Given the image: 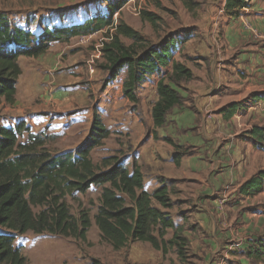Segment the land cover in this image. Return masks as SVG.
Here are the masks:
<instances>
[{
  "label": "trees",
  "instance_id": "trees-1",
  "mask_svg": "<svg viewBox=\"0 0 264 264\" xmlns=\"http://www.w3.org/2000/svg\"><path fill=\"white\" fill-rule=\"evenodd\" d=\"M251 1L225 0L224 13L238 17ZM259 1L264 3V0ZM126 2L108 0L105 11L93 13L81 22L45 25L37 31L14 23L8 14L0 12V100L14 103L21 74L20 56L37 58L45 54L53 42H68L73 37L88 36L113 26L114 15ZM182 3L187 10L194 9V0ZM141 18L152 25L158 20L148 11H142ZM122 38L131 43L126 45ZM175 42L173 38L158 46L147 45L136 30L118 19L110 40L102 47L108 81L125 69L122 90L130 102H136V90L148 75L160 72L162 67H170L169 74L156 84L157 99L150 110L154 128L164 125L171 109L182 105L183 98L177 87L192 79L191 70L173 59ZM235 109L232 104L224 110L232 116ZM23 134H27V139L19 142ZM108 136L109 130L95 111L87 138L73 152L48 153L43 137L29 133V126L22 120L14 126H0V264H27L20 248L14 246L17 234L47 232L84 239L90 226L89 217L81 212L76 219L64 199L75 192L83 194L91 186L101 190L94 223L114 249L128 242L141 241L164 253L167 246L175 247L178 257L183 258L187 239L180 231L176 228L170 239H164L167 230L175 227L167 212L171 200L166 185L162 182L152 192L146 191L139 167L129 170L116 156L105 157L100 164L93 163L91 151ZM248 137L254 144L264 146V127L254 125ZM166 140L175 149L180 147L171 138ZM180 154L175 151L176 164ZM263 190L264 170L257 171L239 187V193L247 196ZM263 248L262 242L249 243L246 256L258 258L264 255Z\"/></svg>",
  "mask_w": 264,
  "mask_h": 264
},
{
  "label": "rangeland",
  "instance_id": "rangeland-1",
  "mask_svg": "<svg viewBox=\"0 0 264 264\" xmlns=\"http://www.w3.org/2000/svg\"><path fill=\"white\" fill-rule=\"evenodd\" d=\"M107 1L94 0L90 8L84 3L80 10L78 5L75 11L73 7L59 9V14L62 19L74 21L82 17L79 15L80 13L93 15V13L105 11ZM182 1L127 0L119 13L114 15L113 20L116 23L118 19H121L126 25L136 30L147 45L158 46L162 41L173 38L176 41L175 44H182L185 42L184 40L188 39L190 33L195 37L199 36L198 27H205L206 18L210 14L213 16L214 13H218L222 9L223 0H194L195 6L192 10H187ZM142 11L155 14L158 17L156 25L142 19ZM52 14L53 12H50L48 16ZM111 27H106L104 30L88 36H82L83 42L78 41L77 37L70 39L68 42H59L61 45L69 46L68 48H71V51L68 53V50H65L62 53L61 57L65 60L62 61L63 65L59 64L54 67V70L52 69V79L55 81L56 88H68L73 90L75 94L70 93L69 90L59 89L54 91V99L57 103L75 99L70 106L68 105L63 109H50L49 107L48 114L50 115L46 119L47 124L41 120L40 115H36L34 118L36 120L31 117L32 119L27 123V126H29V133L39 134L43 137L44 146L48 153L73 152L87 138L92 113L95 111L105 128L109 130V136L91 151L90 156L93 163L100 164L103 158L116 156L122 160L129 170L134 166H139L144 174L147 173L144 175V189L152 192L155 184H151V181L147 179L153 178L154 172L163 170L165 165L162 155L160 159L156 158L158 155L156 149L161 144L173 148L174 154L175 151L182 153L178 155V158L184 155L183 153L192 154V149L189 148L180 146L175 149L166 140V138H170L168 135L178 134V139L182 143L190 137V140L196 142L195 144L202 145V148L199 149L200 155H189L193 157L190 166L194 169L205 166L204 162L208 160L205 148L210 147L205 146L203 141L196 138V127L198 126L194 124V120L197 118L195 114L193 116L185 112L175 114L174 121L180 127L183 126L182 129L176 128V126L171 127L169 122H166L161 128L156 127V132L153 130L150 110L157 99L156 84L159 79L169 74V66L162 67L160 72L146 77L145 81L136 90V102H130L123 95L122 83L126 75L124 68L111 81H108V71L103 68V58L96 60L95 64L93 62L92 71L90 70L89 61L94 55V46L101 41L105 43V38L114 32ZM121 40L126 45L131 43L127 38ZM177 44L172 53L175 57L174 60L183 61L181 50H179V54L174 52ZM47 52H49V49ZM187 57L185 56L186 59ZM64 61L67 62L64 64ZM70 71H79V78L69 75L68 72ZM37 88L40 92H43L41 84ZM184 95L191 102L192 97L190 94L185 93ZM42 99L49 100L51 95L42 96ZM15 100L17 104L13 105H8L2 99L0 100V126L10 125L18 115L31 113L32 110L36 114L45 113L44 111H46L44 110L46 107L40 109L43 104L40 103L38 97L22 99L21 95H17V97L15 95ZM246 105H248V102H246ZM65 111L66 113H64ZM242 119V116L235 117V129L239 133L238 137L242 136L246 141L250 140L246 136L248 129L251 130L254 125L264 127V116L259 118V115H245L243 121ZM241 121L245 125H242ZM168 128L169 133L166 134ZM158 130H160V133H158ZM26 139L27 134H23L18 138V141L25 142ZM175 144L178 145L179 143L176 142ZM221 156L219 153L211 152L209 162L211 161L213 165L215 161L220 160ZM227 159L229 158H225L221 165L222 171L217 175L213 173L210 176V187H204L197 193H201L202 196L212 195L208 204L213 207L217 206V199L219 201L226 199L228 205L232 204L234 206L231 211H228L229 217H238L244 212L251 223L250 232L246 234L248 237L243 236L245 242L247 240L246 244L262 242L264 246V190L253 196L242 195L239 193V189H227L225 192H221L232 176L236 181L231 166L226 161ZM250 162L247 165L252 166L248 170L250 171L253 168V174H256L259 170H264V151L254 160L251 158ZM145 163L154 172L151 173ZM158 175L161 176L162 174L158 173ZM248 175L252 174L248 173ZM100 191V187L91 186L83 194L75 192L67 195L64 199L71 215L76 219L81 212H85L89 217L90 226L84 239L79 236H63L47 232L37 234L29 231L22 235L17 234L14 246L20 248L27 264H198V258L192 256L193 251L188 248V241L182 259L178 257L173 247L167 246L164 253L154 249L149 243L141 241L128 242L124 247L114 249L110 243L103 239L94 223ZM171 193L174 197V200L170 199L171 208L175 206L176 211H182L183 213L195 210L194 196H188L184 190L179 192L178 189H171ZM33 210L36 211L37 208H33ZM205 215L206 213L201 215L202 221L207 220ZM242 218L245 220V216ZM170 233V230L167 231L164 239L168 240ZM237 241L235 239L234 243ZM247 262V258L243 257L242 264H247ZM250 264H264V255L261 254L258 258H252Z\"/></svg>",
  "mask_w": 264,
  "mask_h": 264
},
{
  "label": "crops",
  "instance_id": "crops-1",
  "mask_svg": "<svg viewBox=\"0 0 264 264\" xmlns=\"http://www.w3.org/2000/svg\"><path fill=\"white\" fill-rule=\"evenodd\" d=\"M84 3L90 8L94 0H0V12L8 14L14 23L27 27L31 31H37L45 25L81 22L92 14L80 13L79 15L84 16L83 18L67 21L60 17L59 9L73 7L75 11L79 5L80 10ZM224 3L225 0L218 13H214L213 16L210 14L206 18L205 27H198V37L190 33L184 43H176L174 52L179 54L181 50L183 58V61L179 59L176 61L191 70L192 79L181 82V85L177 87L183 103L171 109L166 121L171 127L183 128L175 123V114L182 112L192 116L195 114L197 118L194 124L198 126L196 127V138L203 141L205 146L210 147L205 148L208 160H205V166L198 169L192 168L190 163L193 157L189 155H200L199 149L202 145L195 144L196 142L190 140V137L182 143L178 139V134H172L168 137L175 143L178 142L179 146L192 149V154L181 155L176 164L174 149L161 144L156 149L158 151H156L158 154L156 158L160 159L161 155L164 157L163 170L154 172L145 163L150 172L155 173L153 178L147 179L151 181V184H155L152 191L163 182L169 190L171 200H174L171 189H178L179 192L184 190L188 196H194V211L183 213L176 211L175 206L167 210L175 225L174 229H169L171 233L168 239L173 236L177 228L187 239L188 248L192 249V256L198 258V264H242L243 257L247 258V264H250L252 258L246 256L248 244L243 238L251 229V223L246 214L243 212L238 217H229L228 211H231L234 206L228 205L226 199L220 201L217 199V206L213 207L208 204L212 195L202 196L197 192L204 187H210V176L222 171L221 165L225 158H229L226 161L229 162L236 181L232 176L221 192L227 189H239L244 181L255 175L252 173L253 168L248 170L252 165L247 164L251 163V158L254 160L264 151V146L254 144L250 140L246 141L242 136L238 137L239 133L235 129V117L242 116L243 121L245 115H259V118L264 116V3L252 0L247 7L241 10L238 17L227 16L224 13ZM50 12L53 14L48 16ZM244 23H248L253 32L245 28ZM76 39L80 42L84 41L82 36H77ZM68 47L59 42H53L50 44L49 52L37 58L23 56L18 58L21 74L16 84V97L17 95H21L22 99L38 97L40 103L43 104L40 109L46 107L44 109L46 111L36 114L32 110L31 113L18 115L12 124L4 125L5 127L14 126L20 120L27 124L36 115H40L41 120L46 123L50 115L48 114L49 107L50 109H63L72 104L75 98L57 103L53 94L59 89L69 90L70 93L75 94L68 88H56L55 81L52 79V69L54 70V67L59 64L63 65L62 61L65 59H62L61 55L65 50L70 53L71 48ZM185 56H188L187 59ZM66 62L64 61V64ZM68 74L79 78L80 72L70 71ZM40 84L43 86V92L37 88ZM185 93L190 94L191 102L186 99ZM49 94L51 99H42V96ZM13 104H17V101L15 100ZM232 104H235L236 109L232 116H228L224 109ZM242 121L241 124L245 125ZM153 130L156 132L155 128ZM166 130L168 134L169 128ZM249 134L250 129L246 136L248 137ZM211 152L222 155L220 160L215 161L213 165L211 161L209 162ZM139 169L142 172L141 168ZM158 173L162 175L159 176ZM142 174L144 185V175L147 173L142 172ZM204 213L207 216L206 221L200 218ZM235 239L238 240L236 243H234Z\"/></svg>",
  "mask_w": 264,
  "mask_h": 264
},
{
  "label": "built area",
  "instance_id": "built-area-1",
  "mask_svg": "<svg viewBox=\"0 0 264 264\" xmlns=\"http://www.w3.org/2000/svg\"><path fill=\"white\" fill-rule=\"evenodd\" d=\"M114 25H115V23H114ZM114 25L111 27L112 30H114ZM244 26H245V28L251 30V29H250V26H249L248 23H244ZM251 31H252V30H251ZM252 32H253V31H252ZM110 36H111V34H110ZM110 36H108L107 38H105L104 41L107 42L108 40H110ZM103 44H104V42L101 41V42H99L98 44H96V45L94 46V55L92 56L91 61H89V68H90L91 71H92V64H93V62H94V64H95V61H96V60L102 58V47H103Z\"/></svg>",
  "mask_w": 264,
  "mask_h": 264
}]
</instances>
